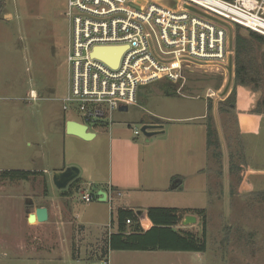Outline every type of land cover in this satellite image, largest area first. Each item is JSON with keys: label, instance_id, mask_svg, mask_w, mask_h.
I'll return each mask as SVG.
<instances>
[{"label": "rangeland", "instance_id": "374dc122", "mask_svg": "<svg viewBox=\"0 0 264 264\" xmlns=\"http://www.w3.org/2000/svg\"><path fill=\"white\" fill-rule=\"evenodd\" d=\"M160 1L167 4L170 0ZM66 7L67 0H0V172L43 170L51 177L53 185V172L75 166L79 170L78 179L83 182L80 189L85 193L93 186L89 178H103L113 163L104 134L85 141L63 129V118L80 120L73 112L62 109V98L68 90L66 53L70 27L64 14ZM219 24L224 27L232 50L236 27ZM259 52L260 49L255 48V56L260 62ZM259 73L263 90L254 92L249 87H239L234 109L229 111L220 103L231 94L233 52L217 71L186 72L182 94L169 84L174 96L166 95L161 87L167 85L164 81L141 85L136 92L135 104L128 105L126 112L114 109L111 113L110 124L127 120L132 132L144 123L141 118L148 120L152 112L196 116L204 114L207 103H211L212 125L221 154L217 159L213 147L206 154L208 185L204 192L183 191L167 201L161 200L158 192L142 194L144 204L162 206L158 204L166 202L167 206L179 209H191L188 206L204 209L205 251L108 250L107 238L110 230L115 229V214L120 206L115 201L112 212L104 213L96 200L87 203L81 198V191L73 189L70 202L65 200L60 207L63 219L74 218L75 228L66 235L56 224L46 226L39 229L42 233L34 238V229L26 223L27 245L41 247L42 251L20 258L0 255V264H264V185H259V178L264 180V175L247 173L249 167L264 173V117L250 134L240 132L238 124L239 114L249 113L259 99L263 103V66L259 65ZM207 89L220 92L206 98ZM175 122L166 120L165 125ZM138 136L144 138L142 133ZM0 182L15 185L10 186V191L16 193H21L24 185L27 203L32 201L36 205L46 198L47 178L44 176L35 175L28 180L0 179ZM36 185L43 186L37 189ZM127 198L122 197L121 202H126ZM29 205L26 216L33 211V205ZM147 208L145 205L140 208V218L145 226L149 225ZM92 213L96 217L105 214V225L86 223ZM6 218L5 207L1 206L0 223ZM14 225L11 219L9 226L14 228ZM180 227L201 233L200 222L186 227L180 223L177 228ZM17 230L22 231L21 223Z\"/></svg>", "mask_w": 264, "mask_h": 264}, {"label": "built area", "instance_id": "2783aa9c", "mask_svg": "<svg viewBox=\"0 0 264 264\" xmlns=\"http://www.w3.org/2000/svg\"><path fill=\"white\" fill-rule=\"evenodd\" d=\"M64 14L70 38L62 109L76 114L80 120L75 121L88 130L90 125L111 123L114 109L135 104L141 85L164 81L182 94L186 72L219 70L232 53L219 23L264 36V28L249 21L250 16L264 21V0H67ZM99 46L114 49L102 52ZM119 48V60L112 66L104 58L111 59ZM219 92L207 89L204 96ZM132 132L141 133L140 128ZM104 192L108 203L113 193L122 194L111 187ZM96 196L83 193L82 199L88 202Z\"/></svg>", "mask_w": 264, "mask_h": 264}, {"label": "crops", "instance_id": "0c3cea01", "mask_svg": "<svg viewBox=\"0 0 264 264\" xmlns=\"http://www.w3.org/2000/svg\"><path fill=\"white\" fill-rule=\"evenodd\" d=\"M33 93H35L34 90ZM118 110L119 112H126L127 108L125 110L119 108ZM250 111L249 113L239 114L238 124L240 132L245 134L255 132L257 124L264 117V113H251ZM205 116L206 112L201 115L188 117H178L152 112L151 115L148 116V120H142L141 118V123L156 124L153 123L152 120L154 118L158 119L161 123H157V125H162V132L150 137L144 136L142 139H140L138 135L134 136L133 132L130 130L129 124H126L127 120L121 119L115 124L103 123L90 125L92 130L89 131L94 133V139L98 134H104L106 136L113 167L111 170H108L101 179L89 178V181L93 184L89 193L96 195L98 191H107L108 187H111L113 192L119 190L122 194L120 196H115V193H113L114 198L110 203L100 201L99 197H94L87 203L96 200V204L100 205L102 211L104 213L107 211L110 214L112 212L111 207L113 202L117 201L120 207L137 210L141 217L140 208L143 207V205H145V207L154 205L151 203L144 204L142 194H144L145 191L158 192V195L161 196L160 199L166 201L174 199L175 194H181L183 191L204 192L206 185H208L207 174L205 172L207 166L206 154L208 153ZM63 119L64 126L65 121L75 120L70 118ZM196 119L202 121L196 123L190 122ZM166 120H169V122H176L165 125ZM260 171L261 170L252 169L250 167L247 168V173H249V175H264V173ZM262 171L264 172V170ZM37 172H42V174L38 175L47 178V185H45L46 198L45 200L38 201L36 205L33 204L32 201L28 203L33 205V211L30 213L34 212L38 207L47 208L48 217L44 222H27L25 211L28 203L24 185H22L23 188L21 189V193L20 191L16 193L10 191V186L15 185L0 182V207H5L7 212L5 222L2 221L0 223V255L3 258H6L8 255H13L17 258L27 257V254L37 251L39 253L42 251L41 247L27 245L26 223L31 224L28 226L34 229V238L40 236L42 232L39 229L46 226H53L56 224L59 226L60 230H65L66 235L75 228V226H73V222L75 221L74 218L69 217L63 219L60 207V203L65 202V200L70 202L71 196L61 195L63 190L55 191V186L53 183V185H51V177L48 173L43 170ZM173 177H176L174 183L180 185L177 188L172 187ZM261 178L263 179V177ZM261 178H259V185H264V180ZM75 179H78V175ZM82 183L81 179H78L76 183L78 186L77 190H80L81 194H83L80 189ZM99 185H106V187H100ZM244 185L251 184L245 183ZM41 186L43 185H36L37 189H41ZM124 196L128 198L126 202L122 203L121 198ZM161 203L162 204H158L162 205L159 207H174L167 206L166 202ZM187 208L193 209L192 206H188ZM94 213L89 216L90 218L86 223L90 225H105V214L101 215L103 217H96ZM193 216L195 217V223L193 224H199V218L196 215ZM11 219L15 222L14 228L9 226ZM143 222L144 221L140 218L141 227L147 229L150 224L148 223L149 225L145 226ZM20 223L22 231L18 232V230L16 231V227L19 226ZM181 226L186 227L187 225H183L181 222ZM81 231L82 229H80V232ZM110 231L112 232L114 230Z\"/></svg>", "mask_w": 264, "mask_h": 264}, {"label": "trees", "instance_id": "16d2710c", "mask_svg": "<svg viewBox=\"0 0 264 264\" xmlns=\"http://www.w3.org/2000/svg\"><path fill=\"white\" fill-rule=\"evenodd\" d=\"M235 34L233 38V61L234 76L231 88V94L220 103L224 110L234 109L239 87H249L254 92L261 91V77L259 65L264 67V36L251 30L235 25ZM245 32H242V31ZM255 48L260 49L259 61L255 56ZM263 48V49H262ZM167 83V82H166ZM164 87V93L174 96L171 92L170 85ZM263 90V89H262ZM212 105L207 103L206 111V142L207 150L214 148V156L219 159L220 151L215 128L212 125ZM251 113H264V100L259 99ZM153 123H161L158 119H153ZM42 174V172L30 170H14L0 172V179H24ZM173 188L180 185L174 183ZM78 179L73 180L62 191L63 196H69L71 190L78 189L76 183ZM95 198H98L96 196ZM188 214L196 215L200 221L201 233L197 234L190 230L177 228L184 217ZM146 217L150 226L143 229L140 224V215L137 210L131 208L118 207L115 214V229L110 232L107 238L108 250L119 251H190L203 252L206 249L205 241V210L204 209H179L176 207H159L151 206L146 209ZM113 219H111L112 221ZM129 220V223H126Z\"/></svg>", "mask_w": 264, "mask_h": 264}, {"label": "water", "instance_id": "95a60500", "mask_svg": "<svg viewBox=\"0 0 264 264\" xmlns=\"http://www.w3.org/2000/svg\"><path fill=\"white\" fill-rule=\"evenodd\" d=\"M113 46H99L97 50L105 52L109 50H113ZM123 48H119L114 56L111 59L104 58L110 65L115 66L119 60L121 51ZM126 106H121L120 109H126ZM65 132L69 135L76 136L82 140H90L94 137V133L88 130L87 125L81 124L75 120H67L65 121ZM162 125L157 124H143L140 127L141 133L145 137H150L152 135L161 133ZM79 170L75 166H69L62 170L55 171L52 174V183L57 189H66L68 184L73 181L78 175ZM100 201H105V192L103 190L98 191ZM47 208L46 207H38L34 210V212L29 213L27 215V222L33 223L44 222L47 220ZM195 223V217L193 215H186L182 220L183 225L193 224Z\"/></svg>", "mask_w": 264, "mask_h": 264}, {"label": "bare ground", "instance_id": "6f19581e", "mask_svg": "<svg viewBox=\"0 0 264 264\" xmlns=\"http://www.w3.org/2000/svg\"><path fill=\"white\" fill-rule=\"evenodd\" d=\"M249 21L251 23H259L263 28H264V21L258 20L256 17L254 16H250L249 17Z\"/></svg>", "mask_w": 264, "mask_h": 264}]
</instances>
